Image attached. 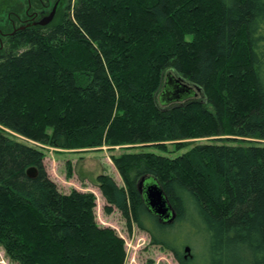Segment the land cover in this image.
Returning <instances> with one entry per match:
<instances>
[{
  "label": "trees",
  "instance_id": "16d2710c",
  "mask_svg": "<svg viewBox=\"0 0 264 264\" xmlns=\"http://www.w3.org/2000/svg\"><path fill=\"white\" fill-rule=\"evenodd\" d=\"M8 33L0 250L9 263L126 260L124 240L96 222L94 194L59 191L31 142L184 150L113 157L123 186L97 176L103 210L118 211L128 231L134 224L178 264H264V0H70L47 25ZM181 93L183 103L156 102ZM141 180L163 190L171 223L149 209Z\"/></svg>",
  "mask_w": 264,
  "mask_h": 264
},
{
  "label": "rangeland",
  "instance_id": "374dc122",
  "mask_svg": "<svg viewBox=\"0 0 264 264\" xmlns=\"http://www.w3.org/2000/svg\"><path fill=\"white\" fill-rule=\"evenodd\" d=\"M31 1L32 5L28 7L29 5L26 4L25 0H11L12 7L8 9L6 0H0V41L2 45L6 41L5 34L25 25L21 23V20L25 19L28 13L35 12V20L39 21L42 18L48 17L54 9L55 12L52 17L54 19L57 13L67 8L70 0H43L40 4L37 3V0ZM41 6H45V9ZM14 12L17 13V16ZM8 13L13 15H10L9 18ZM183 94H178L177 98H171L172 100L164 104L157 97L156 102L160 107L183 103L189 99L185 97L181 98ZM7 133L16 140L26 142L16 134ZM248 141L251 143L258 142L254 140ZM195 142L197 144H204L211 142V139H198ZM27 144L41 150L44 155L45 170L49 178L55 182L59 191L68 193L71 189H76L81 192H91L94 194L96 199V222L101 227L114 229L117 235L124 240L126 249L125 264H178L170 252L150 244L149 237L144 232L138 230L134 224L131 225L130 231H128L125 220L118 211L114 210L112 213H107L103 210L105 201L101 197L96 185V178L99 175L109 176L118 186H123V182L114 165L113 157H118L122 154L152 152L168 158H174L182 154L184 150L175 152L174 148L169 146L170 152L168 154H161L152 148L140 149L139 147L103 146L95 149L59 150L31 142H27ZM261 144L264 145V141H261ZM236 145H241V143L238 142ZM0 264H11L4 258L1 250Z\"/></svg>",
  "mask_w": 264,
  "mask_h": 264
},
{
  "label": "water",
  "instance_id": "95a60500",
  "mask_svg": "<svg viewBox=\"0 0 264 264\" xmlns=\"http://www.w3.org/2000/svg\"><path fill=\"white\" fill-rule=\"evenodd\" d=\"M53 14L54 10L48 17L43 18L37 24L39 26L47 25L52 20ZM26 174L29 178H35L37 175L34 168L28 169ZM138 187L139 192L143 193L149 209L162 221L171 223L175 218V213L173 212L167 198L164 196L163 190L157 184H149L144 186L143 180L140 181ZM184 251L187 255L189 254V249L187 247Z\"/></svg>",
  "mask_w": 264,
  "mask_h": 264
},
{
  "label": "flooded vegetation",
  "instance_id": "af4514ba",
  "mask_svg": "<svg viewBox=\"0 0 264 264\" xmlns=\"http://www.w3.org/2000/svg\"><path fill=\"white\" fill-rule=\"evenodd\" d=\"M43 0H37V3L38 4H40L41 2H42ZM36 3V4H37ZM28 7H30L31 6V4H30V2H28ZM43 9H45V6H41ZM54 10V9H53ZM44 11V10H43ZM54 12H55V10H54ZM43 19V18H42ZM40 21V20H39ZM39 21H36L35 20V12H33V13H31V14H29L28 13V15H27V17L25 18V19H23V20H21V23L22 24H25L24 26H22V27H27V26H29V25H35V24H37ZM21 27V28H22ZM13 30H15V29H13ZM5 35H10V33H7V34H5Z\"/></svg>",
  "mask_w": 264,
  "mask_h": 264
}]
</instances>
